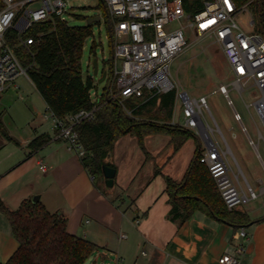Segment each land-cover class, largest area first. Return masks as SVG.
<instances>
[{
  "label": "crops",
  "instance_id": "crops-1",
  "mask_svg": "<svg viewBox=\"0 0 264 264\" xmlns=\"http://www.w3.org/2000/svg\"><path fill=\"white\" fill-rule=\"evenodd\" d=\"M44 106L49 110L45 100ZM249 113L258 133L260 125L256 115ZM45 114L39 121L34 117L33 132L27 136L0 138V196L12 209H17L25 199L33 200L38 196V201L49 211L65 215L70 233L98 245L89 264L108 263L106 257L110 256V264H226L221 261L222 255L235 254L240 244L244 247L240 264H264V180L260 169L251 173L259 189L257 192L217 120L218 133L227 144L232 175L244 187L242 173L261 201L255 207L243 205L252 219L244 227L246 237L239 234L241 228L236 229L201 210L181 223L169 216L172 203L166 191L165 176L177 182L184 180L198 146L202 148V138L201 142L195 135L175 150L168 134L156 133L146 138L147 155L137 136L119 137L108 157L117 169L115 186L105 189L103 180L99 185L95 183L80 155L59 136L54 119ZM243 128L248 132L244 124ZM43 133H48L51 139L40 149L32 150L30 142ZM196 137L199 144L186 146ZM251 142L261 157L259 145L253 139ZM41 165H45L46 170ZM18 246L10 221L0 210V263L7 261Z\"/></svg>",
  "mask_w": 264,
  "mask_h": 264
},
{
  "label": "trees",
  "instance_id": "trees-1",
  "mask_svg": "<svg viewBox=\"0 0 264 264\" xmlns=\"http://www.w3.org/2000/svg\"><path fill=\"white\" fill-rule=\"evenodd\" d=\"M235 1L238 6L249 9L254 20L251 31L264 35V0ZM101 6L109 18L112 59L106 62L108 68L104 69L109 84L98 100L91 93L93 78L84 76L82 63L84 46L92 34L93 23L70 25L58 16L39 22L26 33L35 38L29 49L19 45L16 34L11 32L15 51L23 65L28 67V74L48 109L56 116L67 118L82 109L98 106L92 119L83 120L76 127L85 150L82 162L97 185L101 180L105 183L103 165L116 167L108 161V157L119 137L126 134L137 136L142 149L149 155L146 138L150 135L168 134L175 150L195 136L193 131L171 123L175 89L162 94H153L145 89L143 95L125 100L113 97L116 91L113 66L115 33L104 0H101ZM2 7L0 0V9ZM95 47L96 44L92 49L95 50ZM50 139L48 133L40 134L30 142L29 147L40 149ZM200 157L201 147L198 146L183 181L177 182L171 176H165L166 191L172 203L170 218L185 222L201 210L236 229L248 226L252 220L248 211L243 205L227 206L216 180ZM0 210L8 217L19 242L12 256L0 264H85L98 248L92 240L70 233L67 217L49 211L41 201L25 199L17 209H12L0 196Z\"/></svg>",
  "mask_w": 264,
  "mask_h": 264
},
{
  "label": "built area",
  "instance_id": "built-area-1",
  "mask_svg": "<svg viewBox=\"0 0 264 264\" xmlns=\"http://www.w3.org/2000/svg\"><path fill=\"white\" fill-rule=\"evenodd\" d=\"M0 9V91L16 84L21 77L31 80L28 67L24 66L12 45L14 32L21 46L29 49L35 38L26 33L37 23L55 16L65 19L72 8L70 0H2ZM115 33L113 66L116 91L113 97L122 100L143 95L145 89L153 94L176 90L175 105L171 123L195 130L202 138L200 160L204 162L218 185L229 208L245 205L258 197L251 187H242L231 173L228 149L223 148L215 136L219 127L211 112L206 96L195 97L187 90H181L170 77V65L174 58L188 46L189 29L197 35L196 40L212 38L225 55L235 76L234 87L242 95L247 86H257L260 95L246 103L264 127V35L244 30L237 22V15L246 6H238L235 0H104ZM178 26H172L174 22ZM254 24L251 18V25ZM223 92L231 104L227 85L221 83ZM93 96V95H92ZM98 100L99 97H93ZM180 105L181 108H180ZM98 106L82 109L67 118L56 116L51 110L46 117L54 119L59 136L80 157L85 150L79 140L77 125L94 117ZM181 109V110H180ZM205 110L211 114L215 126L205 117ZM180 111V112H179ZM180 116V117H179ZM235 118L241 114L235 111ZM260 139L264 131L258 127ZM46 170L45 165H41ZM247 236L244 227L239 231ZM240 244L235 254L224 253L221 261L226 264H240Z\"/></svg>",
  "mask_w": 264,
  "mask_h": 264
},
{
  "label": "rangeland",
  "instance_id": "rangeland-1",
  "mask_svg": "<svg viewBox=\"0 0 264 264\" xmlns=\"http://www.w3.org/2000/svg\"><path fill=\"white\" fill-rule=\"evenodd\" d=\"M70 3L72 8L65 15V19L70 25H85L89 18L101 17L100 20L93 22L92 34L86 39L82 60L84 76L93 78L91 93L93 97H96V95L99 97L109 84L108 77L102 82L99 81L104 69L108 68L106 62L112 59L108 32L109 18L104 7L101 6V0H70ZM236 20L244 30H252L251 13L247 7L243 8L237 15ZM178 24L176 21L172 26L175 27ZM196 38L197 35L190 28L189 42L191 45L172 61L170 77L178 88L187 90L192 96H206L211 112L219 123L237 161L250 184L258 192L259 189L251 173L258 172L260 169L259 173L264 180V139L259 140L255 123L246 103L253 102L260 95V90L255 85L252 87L247 86L241 95L234 87L235 76L221 48L212 38L198 40ZM94 44H96L95 50L92 49ZM95 62L98 63L97 72L95 71ZM17 83L19 86L13 84L6 90L0 91V117L2 120L0 138L3 139L7 135L27 136L33 132L32 121L34 117L35 121H39L44 113L49 114V110H46L44 106L42 96L30 80L21 77ZM221 83L227 85L228 94L233 104L229 102L228 97L223 92L218 90ZM235 111L241 114L242 121L235 118ZM204 114L207 121L215 126L209 111L205 110ZM256 119L264 131L262 122L258 117ZM243 124L248 132L243 128ZM192 131L201 141L199 134L195 130ZM215 136L220 140L223 148L226 149L227 144L222 135L216 132ZM251 139L259 145L261 157L258 155ZM190 144H199L198 138L189 140L186 146ZM229 159L238 171V165L230 153ZM240 177L242 184L248 191V184L242 173ZM260 203V197H257L246 203V206L255 207ZM93 257L94 255H91L85 264L91 263ZM106 258L109 260L108 263L100 261L99 264H110L112 256Z\"/></svg>",
  "mask_w": 264,
  "mask_h": 264
},
{
  "label": "water",
  "instance_id": "water-1",
  "mask_svg": "<svg viewBox=\"0 0 264 264\" xmlns=\"http://www.w3.org/2000/svg\"><path fill=\"white\" fill-rule=\"evenodd\" d=\"M101 17H96V18H89L87 20V23H93L96 20H100ZM98 70V63L95 62V71L97 72ZM107 72L105 71L102 74V77L99 79L100 82L104 81L106 79ZM117 169L116 167H113L111 165L105 164L103 165V174L105 178V187L107 189H112L115 186V177H116ZM39 197L35 196L33 198V201H38ZM264 219V217H262Z\"/></svg>",
  "mask_w": 264,
  "mask_h": 264
}]
</instances>
